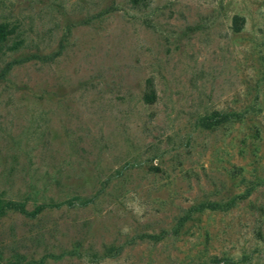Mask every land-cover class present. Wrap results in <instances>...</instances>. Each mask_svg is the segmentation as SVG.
Instances as JSON below:
<instances>
[{
  "label": "rangeland",
  "instance_id": "rangeland-1",
  "mask_svg": "<svg viewBox=\"0 0 264 264\" xmlns=\"http://www.w3.org/2000/svg\"><path fill=\"white\" fill-rule=\"evenodd\" d=\"M0 264H264V0H0Z\"/></svg>",
  "mask_w": 264,
  "mask_h": 264
}]
</instances>
